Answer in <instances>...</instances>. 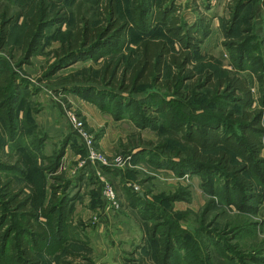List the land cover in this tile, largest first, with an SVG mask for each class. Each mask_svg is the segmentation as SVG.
<instances>
[{"label":"rangeland","instance_id":"obj_1","mask_svg":"<svg viewBox=\"0 0 264 264\" xmlns=\"http://www.w3.org/2000/svg\"><path fill=\"white\" fill-rule=\"evenodd\" d=\"M39 1L0 0V29L10 27L0 41V72L11 76L7 101L12 104L0 107V178L31 195L37 210L48 203L51 184L65 185L70 196L79 193L72 217L82 234L69 247L83 256L75 264H102L111 248L117 264H159L157 255L164 252L171 264H264V162L247 163L234 155L250 181L244 186L217 161L193 160L181 134L214 117L241 137L227 118L241 108L216 85L232 72L247 80L254 97L250 109H262L264 126V0H154L155 6L173 2L188 23L200 15L212 17L211 33L190 66L195 77L184 81L178 95L179 84L165 83L175 73L168 63L160 77L136 90L118 87L132 85L136 56L129 53L141 39H166L179 50L162 25L145 36L132 27L131 43L120 54L102 48L95 57L55 70L54 52L67 33L80 17L93 26L106 25L111 0H46L52 16L66 13L68 22L49 24L38 53L26 59L27 19ZM113 6L116 17L131 22L133 0H113ZM235 10L240 14L233 19ZM116 59L120 65L112 82L102 69ZM233 61H242L245 69L237 70ZM89 107H98L109 123ZM118 120L117 127L109 126ZM115 132L116 144L103 146ZM221 149L226 148L205 152ZM58 161V170L51 172ZM106 183L115 190L114 199L105 193ZM28 218L26 210H13L0 194V264H17ZM62 256L59 249L40 255L43 264H57Z\"/></svg>","mask_w":264,"mask_h":264},{"label":"trees","instance_id":"obj_2","mask_svg":"<svg viewBox=\"0 0 264 264\" xmlns=\"http://www.w3.org/2000/svg\"><path fill=\"white\" fill-rule=\"evenodd\" d=\"M104 9H107V6ZM239 14L240 12L235 10L233 19L238 18ZM109 16L111 19H108L107 24L99 26H93L90 19L84 20L80 17L75 29L67 33L66 39L54 52L57 57L54 63L55 70L69 66L83 58L95 57L102 48L113 50L112 53L116 55L120 54L131 43L129 34L132 27L145 36L157 25H162L168 37L177 42L179 50L176 51L166 39L148 37L141 39L137 48L129 53L136 56L130 76L132 85L121 83L118 87L124 90H136L140 84L150 81V78L160 77L165 64L168 63L175 69V73L171 79H166L165 83H170L173 88L179 84L180 88L174 89V94H181L184 81L195 77L190 66L201 44L211 33L212 17L200 15L192 23H188L179 15L173 2L155 6L154 0H133L131 22L122 21L116 17L117 8L113 6V0H111ZM66 22H68L66 13L54 18L46 0H40L34 13L27 19L23 41L24 57L29 59L38 53L49 24ZM2 30L0 41H5L10 35V27L4 26ZM119 60L109 61L103 65V75L111 78L112 82L118 73ZM233 65L237 70L245 69L242 61H233ZM4 71L0 72V107L5 102L8 105L7 99L11 98L8 96V82L11 76ZM122 77L123 81L126 80L127 70L123 72ZM179 82H182V85ZM216 85L223 87L226 93L231 94L241 108L240 113L229 112L227 114V118L237 124L241 130V137L230 133L231 124L217 121V118L213 117L214 122L211 123V120L205 122L201 124L200 129H182V138L189 146L188 154L193 160L200 163L217 161L216 164H220L219 166L223 169L235 175L244 186H251L250 181L241 174L242 165H237L233 160L235 155L247 163L264 162L261 158L264 147L263 111L262 109H250L254 103L253 93L247 80L239 72H232L219 78ZM9 106H12L11 102ZM159 111H166V109ZM177 127L179 125L173 128L178 129ZM220 146L226 149H221L218 154L214 155L205 152ZM49 168L51 172H56L59 168V161L52 163ZM67 188L65 185L51 184L52 193L48 203L37 210L31 206V195H23L22 190L13 187L11 179L0 178V194L4 197L6 204L13 210H26L29 216L26 220V230L19 241L20 255L15 257V263L43 264L40 255H51L57 249L63 254L57 260V264H75L74 262L81 258L82 254L79 251L69 247L70 243L80 241V234H82L79 225L73 221L72 217L73 203L78 199L79 193L70 196L65 193ZM61 189L63 194L59 196ZM133 196L136 202L142 201L138 193ZM1 215L7 216L4 212ZM40 217L45 220H39ZM1 237L2 235H0V240ZM157 256L159 264H171V256L167 252Z\"/></svg>","mask_w":264,"mask_h":264},{"label":"crops","instance_id":"obj_3","mask_svg":"<svg viewBox=\"0 0 264 264\" xmlns=\"http://www.w3.org/2000/svg\"><path fill=\"white\" fill-rule=\"evenodd\" d=\"M89 109L91 110V113L93 114V115H95V116H97L98 118L100 117V118H102V116L100 115V109L98 108V107H89ZM106 119H105V118ZM102 119H103V122L105 121V122H107V123H109V117H106V116H104ZM120 122V120H118V121H114V123H112V121H110V127L113 125V126H116V124H118ZM121 123V122H120ZM117 127V126H116ZM119 134H117V132H115V133H113V135H112V138L108 141V139H107V141H103V146H106V145H109L110 144V146L112 147L113 145H115L116 144V142H117V140H118V138H119V136H118ZM102 142V141H101ZM102 144V143H101ZM119 176H121L122 177V172L120 171V174L117 176V177H119ZM84 189V187H81V191ZM98 190H101V189H98ZM118 191H120V190H118ZM120 216V215H119ZM118 217V216H117Z\"/></svg>","mask_w":264,"mask_h":264},{"label":"water","instance_id":"obj_4","mask_svg":"<svg viewBox=\"0 0 264 264\" xmlns=\"http://www.w3.org/2000/svg\"><path fill=\"white\" fill-rule=\"evenodd\" d=\"M114 258V249L111 248L108 256L102 260V264H117L116 262L113 261Z\"/></svg>","mask_w":264,"mask_h":264},{"label":"built area","instance_id":"obj_5","mask_svg":"<svg viewBox=\"0 0 264 264\" xmlns=\"http://www.w3.org/2000/svg\"><path fill=\"white\" fill-rule=\"evenodd\" d=\"M97 157V155H96ZM105 193L107 194V196L111 199H114L115 198V190L113 189V187L109 184V183H106L105 184Z\"/></svg>","mask_w":264,"mask_h":264}]
</instances>
